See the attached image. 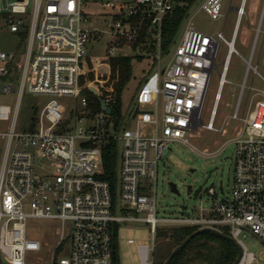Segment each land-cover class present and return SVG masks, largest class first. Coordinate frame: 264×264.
Returning <instances> with one entry per match:
<instances>
[{
    "label": "built area",
    "instance_id": "built-area-1",
    "mask_svg": "<svg viewBox=\"0 0 264 264\" xmlns=\"http://www.w3.org/2000/svg\"><path fill=\"white\" fill-rule=\"evenodd\" d=\"M191 1L0 0V32L3 25L23 45V50H0V261L115 264L120 224L142 222L149 226L152 246H138L141 264L154 263L158 230L173 227L227 232L241 250L235 264L257 262L243 239L250 233L264 245V89L247 87V77L228 118L239 123L235 135L216 152H201L211 157L235 144L229 198L218 199L209 188L212 204L195 209L194 216H156L159 162L173 143L196 150L189 140L198 129L216 131L230 59L239 55L235 44L246 0L237 8L230 40L223 32L209 36L189 23L172 58L161 66L165 23ZM224 1L204 0L201 10L213 20L223 19ZM261 8L255 32L264 39V0ZM89 13L113 22L105 31L108 57L98 62L86 57L87 44L102 33L83 28ZM222 43L227 53L205 124L207 91ZM152 49L155 67L138 86L133 109L124 111L119 122L115 93L107 86L109 61ZM253 53L246 61L247 73L252 71L264 84V54L261 65L253 66ZM246 88L251 97L241 111ZM25 95L46 99L27 124L21 119ZM111 143L118 146L120 162L115 196L110 183L99 178L104 148ZM220 192L225 196L222 183ZM48 237L56 243L50 245Z\"/></svg>",
    "mask_w": 264,
    "mask_h": 264
},
{
    "label": "rangeland",
    "instance_id": "rangeland-1",
    "mask_svg": "<svg viewBox=\"0 0 264 264\" xmlns=\"http://www.w3.org/2000/svg\"><path fill=\"white\" fill-rule=\"evenodd\" d=\"M241 1L225 0L223 3L225 17L220 20H213L201 10L204 0H194L181 24L174 45L171 46L167 55H165L167 51H163L165 53H162L161 66L164 68L172 58L189 23H192L196 30L209 36H213L217 32H223L226 40H230L237 20V12L234 9L230 10V8H238ZM261 12L262 8L261 5L258 6L257 0H246L245 14L239 25L235 44V49L239 55L234 54L230 59L226 75L228 83L223 88L215 121L216 131L198 129L189 140L196 150H192L191 147L181 143H173L170 145V150L165 153L162 161L159 162L156 182V216L159 220L180 219L188 214L194 216L195 209L209 207L214 200L207 193L209 188L215 189L218 199L229 198L231 194L234 182L235 144L232 142L226 144L223 150L211 157H205L201 152L208 150V152L214 153L235 135V128L238 127L239 123L228 120V118L231 117L237 107L245 78L247 77V87L252 85L254 88L264 89V84L258 78H254L252 71L247 73L248 65L246 62L251 58L252 52H254L252 65L257 66L262 63L264 39L262 35L256 37L255 32ZM112 25L113 22L108 16H94L93 13H89L88 21L83 23V28L89 30L96 28L102 33L87 44L86 57L88 59L98 62L100 59L108 57L109 40L105 31L110 29ZM1 28L0 50H23L21 39L15 34L8 33L3 25H1ZM146 52V54L144 52L137 53V50H135V55L130 56L136 60L133 63L132 79L122 95V109L125 112H130L133 109V99L138 86L142 79L155 67L152 64V58L156 55L155 50H147ZM226 53L227 48L222 43L220 45L219 58L216 62L217 69L212 73L207 91L203 114L205 124L208 122L209 112L218 88L219 73ZM259 71L262 73L261 69ZM12 90L15 91L16 88L13 87ZM250 97L249 90L246 88L241 99V111L248 106ZM258 100L261 99L259 98ZM45 102L46 99L25 95L21 111L23 124L28 123L34 108H42ZM60 103L66 104V100L61 99ZM223 131H226V133ZM119 167L120 162H118V170ZM170 183L177 186L179 194L171 192ZM221 183L225 190V196H222L220 192ZM188 186L192 187L190 193L187 191ZM138 217H142V215H138ZM29 237L37 239L31 235ZM129 239L134 240V243L128 244L127 241ZM46 240L50 245L56 243L55 237H48ZM243 241L248 250L257 256V262L254 264H264V245L250 233L246 234V238ZM155 244L156 253L161 252L163 255H167L173 251V244L168 240L156 239ZM117 245L120 264H141L138 246H152L149 226L142 222L120 224ZM152 257L153 261H156L154 254Z\"/></svg>",
    "mask_w": 264,
    "mask_h": 264
},
{
    "label": "trees",
    "instance_id": "trees-1",
    "mask_svg": "<svg viewBox=\"0 0 264 264\" xmlns=\"http://www.w3.org/2000/svg\"><path fill=\"white\" fill-rule=\"evenodd\" d=\"M193 1L189 5L178 10L166 21L164 26V45L163 50L167 51L179 32L182 22L187 16ZM133 57H117L109 61V67L106 69L107 86H111L115 93L116 106L115 115L120 122L123 116L122 95L132 79ZM91 78H93L91 76ZM90 95V94H89ZM92 98V95H90ZM118 146L111 143L104 148L102 173L99 178L108 181L112 188L113 196L118 187ZM198 230L190 227H173L158 230V240H168L173 244L172 250L180 246L188 237ZM223 235L228 236L227 232ZM115 264H120L117 235L115 234ZM163 255L161 252L154 251L156 261L153 264H164L169 255ZM239 258V251L230 241L210 232H204L195 235L189 243L173 258L170 264H235ZM0 264H4L0 261Z\"/></svg>",
    "mask_w": 264,
    "mask_h": 264
},
{
    "label": "water",
    "instance_id": "water-1",
    "mask_svg": "<svg viewBox=\"0 0 264 264\" xmlns=\"http://www.w3.org/2000/svg\"><path fill=\"white\" fill-rule=\"evenodd\" d=\"M234 10L235 11H237V8H234ZM101 108L102 109H104V106L102 105L101 106ZM105 110V112L107 113V114H110V109H104ZM137 113H138V110H136L135 111V113H134V116L133 117H135L136 115H137ZM169 186H170V188H171V192L172 193H175V194H179V191L177 190V186L175 185V184H173V183H170L169 184ZM191 190H192V187L191 186H188L187 187V191H188V193H190L191 192ZM204 232H210V233H214V234H216V235H218V236H220V237H222V238H224V239H226V240H228V241H230L234 246H236V248L238 249V251H239V258H240V256H241V250H240V248L237 246V244L230 238V237H228V236H225V235H223V234H220V233H218V232H215V231H212V230H208V229H205V230H198L197 232H195L193 235H191L190 237H188L180 246H178L177 248H175L173 251H172V253L169 255V257H168V259L165 261V263L164 264H170L171 263V261L173 260V258L189 243V241L195 236V235H197V234H200V233H204ZM238 258V259H239Z\"/></svg>",
    "mask_w": 264,
    "mask_h": 264
},
{
    "label": "crops",
    "instance_id": "crops-1",
    "mask_svg": "<svg viewBox=\"0 0 264 264\" xmlns=\"http://www.w3.org/2000/svg\"><path fill=\"white\" fill-rule=\"evenodd\" d=\"M257 2H258V6H260L261 5V0H257ZM234 8H230V10H233Z\"/></svg>",
    "mask_w": 264,
    "mask_h": 264
}]
</instances>
